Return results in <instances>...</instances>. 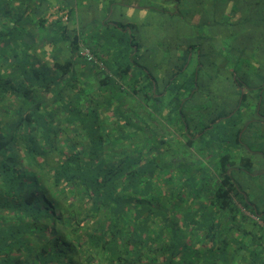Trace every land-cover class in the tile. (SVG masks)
Here are the masks:
<instances>
[{
	"label": "trees",
	"instance_id": "trees-1",
	"mask_svg": "<svg viewBox=\"0 0 264 264\" xmlns=\"http://www.w3.org/2000/svg\"><path fill=\"white\" fill-rule=\"evenodd\" d=\"M39 8L0 0V264H264V210L241 184L258 176L247 94L225 95L205 132L189 114L205 87L190 52L159 92L128 26L82 32L74 9L50 21ZM209 9L224 43L238 24L264 34V0Z\"/></svg>",
	"mask_w": 264,
	"mask_h": 264
},
{
	"label": "crops",
	"instance_id": "crops-1",
	"mask_svg": "<svg viewBox=\"0 0 264 264\" xmlns=\"http://www.w3.org/2000/svg\"><path fill=\"white\" fill-rule=\"evenodd\" d=\"M93 1L97 3L102 0ZM175 1L186 3L192 2L193 6L195 3L197 6L194 11H189L190 9L185 6L183 7V10H180L179 6H177V12L174 13L169 11L173 5H170L163 10H158L157 8L147 6L146 4L139 5L138 7L130 6L131 8H137L144 11H158L159 13H163L164 18L167 17V19L171 17L170 21L166 19V26H161V29L167 33H170L172 30L170 28H173L175 31L176 38L169 39L168 42L170 45L165 44V37L167 34L164 36V32H159V35L156 36L158 41L156 44L148 46L146 43H143L144 39L135 36L137 39V47L140 50L139 60L141 62L146 60L144 64L149 66L148 70H152L153 74L156 75L158 80V91L162 92L170 75H172L178 67L183 65L187 53L190 52L188 62L185 64L184 69L190 68L191 60L196 53L197 63L193 65L194 67L192 70L197 69V73L199 71V78L204 81L205 87L203 88L204 94H197L193 99L192 105L189 107V114L194 118V123H199L200 121L205 122V127H207L205 132H209L214 128L215 125H213L212 120L215 115H220L223 112L226 113L225 109L223 110V108L228 105V102L224 99L225 95L232 97L235 96L237 99L239 98L240 101V97L242 99L243 94L246 93L248 96L246 104H248L249 107L244 106L246 112L244 114V121L241 123V127L243 128L241 138L247 140L246 142L244 141L243 144L245 145L247 155H252L253 159L256 161L254 174L260 176V178H264L262 176L264 175V146L259 142V140L264 141V45L259 44V46H251L250 49V45L244 43L243 39L242 41L239 40V38L247 39V37L251 35L249 30L240 29L238 34L235 32H232L231 34L229 31L228 41L224 43V41L221 42L219 38V43H217V45L220 48H223L224 46V48L227 49L230 44L231 47L234 44L235 48L232 47L233 51H230L231 48L228 49V52L225 50V57H218L217 53L220 48L216 43H208L206 40L214 37L216 28L221 31L220 24L222 25L223 19L217 11L213 9H209V11L203 10L205 4L212 5L214 0H163L164 3ZM65 2L66 0H60L58 3L51 2L47 7V11L61 7L62 11L65 10L64 12L70 13L69 10L72 9L70 5L71 2H67L66 4ZM107 2L109 6L104 9L103 13L107 10L109 13L104 17L107 16L106 18L111 24L118 23L112 21L111 16H113L119 3L114 0H108ZM110 7H114V9L111 8V13L109 10ZM117 21L120 23L122 22L121 19H117ZM185 33L186 35H189L188 38H185ZM259 35L264 37L262 32L259 33ZM259 39L261 40V38ZM201 40L204 42L200 43ZM213 44H215V48ZM242 46H245L247 49V52L244 54ZM194 47H199V49H194ZM254 47H256L258 51H252ZM211 48L214 49V51H211ZM149 52L156 55V57L152 58ZM259 53H261L262 56H258ZM215 54L217 55L216 62L213 57ZM229 55H231V59L229 58ZM242 56H245L249 61L244 60ZM238 60L239 62H237ZM148 61L150 62L148 63ZM258 62L260 64L259 66L256 65ZM254 65L256 67H254ZM251 67L253 68L251 69ZM217 79H222L223 83L217 82L215 84L214 81ZM230 81L235 83V90L233 88L228 89ZM209 105L211 107H208ZM227 110L229 109L227 108ZM221 120L222 119L218 121L220 122ZM198 125L202 124L199 123ZM202 128L203 127L201 126V129ZM244 177L249 179L247 176ZM263 200L264 197H261L258 200L257 197L253 198L254 203L259 207L260 202Z\"/></svg>",
	"mask_w": 264,
	"mask_h": 264
},
{
	"label": "rangeland",
	"instance_id": "rangeland-1",
	"mask_svg": "<svg viewBox=\"0 0 264 264\" xmlns=\"http://www.w3.org/2000/svg\"><path fill=\"white\" fill-rule=\"evenodd\" d=\"M60 0H35V2L39 3L40 8L39 11L46 13L47 11V7L48 5L52 2V3H58ZM108 0H102V1H98L97 3L94 2L93 0H66L65 4L67 2H71L70 5L72 7V9H74V19L72 21V23H76L77 21L79 22L80 25V30H82V32H87V31H91L93 26L97 27L101 24V22L103 21V18L105 15H108L109 12H104V9L107 8L108 5ZM116 2L119 3V5H117L116 10L113 13V16H111V20L114 22H118L116 24H122V26H128L127 31L129 34L133 35V36H139L140 38L144 39L143 43H146L147 46L148 45H152V44H156L157 41V35H159V32H164L161 29V26H166V18H164L163 13H159L158 11H149V10H139L137 8H131L130 6H134V7H138L139 5H147V6H151L154 8H157L158 10H163L165 8H168L170 5H173L169 11L174 13L177 12V6H179L180 10H183L184 6L188 7L190 10L189 11H194L196 9V3L194 4V6L192 5V2H181V1H175V2H166L164 3L163 0H114ZM121 4V5H120ZM212 6L211 4H205V8L203 9L204 11H209V7ZM221 7H225L226 10L229 9L228 3H221L220 4ZM256 6V5H254ZM111 8L114 9V7H110V13H111ZM202 9V7H201ZM187 10V9H185ZM226 10H221L224 13H227ZM246 10L248 12H254L252 8H246ZM256 13V12H255ZM110 15V14H109ZM253 19L255 18L256 20H263L264 19V14L262 15H253L252 16ZM109 19V17H108ZM117 19H121L122 22L120 23L119 21H117ZM171 17H169L167 20L170 21ZM191 19V18H188ZM124 20V21H123ZM235 21V20H234ZM126 22V23H124ZM238 21H235V24H237ZM238 29L237 32L240 29V24H238ZM221 31H219L216 28V32L214 34V37L209 38L206 40V42L208 43H219V38L222 41L226 40V37L228 35V33L225 32L226 27L224 25H221ZM132 28V30L130 31L129 28ZM171 27V26H169ZM236 27V26H235ZM215 28V27H214ZM170 31V33L164 32V36L167 34V36L165 37V44L166 45H170V43L168 42L169 39L173 38L175 39V31L173 30V28ZM250 32H252V30H249ZM259 32H255L251 35H249L247 37V39L244 40V43L249 44L250 45V49L251 46H259V44H263L264 45V37H262L261 35H259V33L262 31L261 29L258 30ZM185 38H188L189 35H186V33L184 34ZM247 36V33H246ZM261 38V40L259 39ZM261 41V43H260ZM204 42L203 40L200 41ZM243 43V44H244ZM204 46V45H203ZM214 48L216 47L215 44H213ZM218 46V45H217ZM219 47V46H218ZM220 48V47H219ZM255 48V49H254ZM252 49V51H258L256 47H254ZM221 49V48H220ZM211 51H214V49L211 48ZM218 51V50H216ZM262 53V51H261ZM259 53L258 56H262V54ZM150 56L156 57V55H154L153 53L149 52ZM154 55V56H153ZM195 56L193 57V59L191 60V65H190V69H192L194 66V64L197 63V56L196 53L194 54ZM214 57V61L216 62L217 60V55H213ZM244 60H248L245 56H243ZM146 60H143L142 64L144 65ZM249 61V60H248ZM150 61H148L149 63ZM250 63V62H249ZM257 66H259V62L256 63ZM242 66V65H241ZM254 67H256L254 65ZM149 68V66H148ZM253 67H251L252 69ZM198 103V102H197ZM131 107H136L134 114L138 115L139 112H143L144 113H149V111H147V108L141 107L139 104H137L136 102L131 101V103L128 105ZM141 109H140V108ZM150 107V105H149ZM150 121V120H149ZM165 123V122H164ZM152 129H154L155 131H152L150 129L147 130V132L151 135H153L154 133L159 134L158 132L163 131V133L165 132V130H163V128L159 127V126H155L153 124H151ZM151 138V137H150ZM152 139V138H151ZM176 140V139H174ZM245 142L247 140H244ZM259 142L261 143L262 146H264V141L263 140H259ZM176 143V142H174ZM241 184L243 186V188H245L246 190L249 191V195L250 197L253 199L255 197H257V200L261 197H264V178H260V176L254 177V178H250V179H246V177H241ZM262 204V206H261ZM260 208L264 209V200L260 202Z\"/></svg>",
	"mask_w": 264,
	"mask_h": 264
},
{
	"label": "built area",
	"instance_id": "built-area-1",
	"mask_svg": "<svg viewBox=\"0 0 264 264\" xmlns=\"http://www.w3.org/2000/svg\"><path fill=\"white\" fill-rule=\"evenodd\" d=\"M60 15H64L63 13H61L58 8L52 9L49 14H48V18L50 21L56 20L58 19V17ZM64 19H67V16L64 15ZM84 54L87 55L89 57L90 60H93V56L89 53V51L85 50Z\"/></svg>",
	"mask_w": 264,
	"mask_h": 264
}]
</instances>
